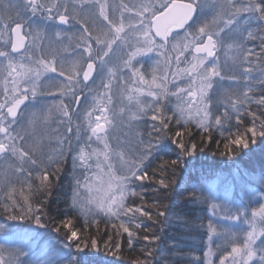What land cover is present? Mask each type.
Instances as JSON below:
<instances>
[{"label":"snow or ice","instance_id":"6c2138e0","mask_svg":"<svg viewBox=\"0 0 264 264\" xmlns=\"http://www.w3.org/2000/svg\"><path fill=\"white\" fill-rule=\"evenodd\" d=\"M0 9V161H8L0 166V210L6 217L0 223L5 233L0 264L29 262L38 229L48 228L38 213L49 202L69 159L71 194L65 201L64 218L54 221L52 229L63 231L66 242L51 257L46 251V259L30 264H57L60 253L73 243L77 253L85 252L89 241L98 252V236L82 238V233L92 225L99 232L102 221L108 235L104 247L114 256L122 251V243L117 240L112 246L109 226L116 236L127 234L129 251L141 229L146 233L144 241L158 244L163 238L149 236L142 220H152L153 213L143 204L136 205L135 199L144 200V181L167 191L169 167L187 166L198 151L206 150L198 148L193 127L201 135L200 144L210 143L212 133H219L216 144L219 149L223 142L221 156L246 154L258 140L264 142V112L251 111L252 105L264 108V94L253 95L258 87L264 93V0H164L161 4L122 0L118 7L110 6L108 0H0ZM29 13L32 18L39 14L43 32L57 27L56 41L67 39L68 44L59 49L37 44L42 32L37 28L33 35ZM50 21L79 27L69 35ZM252 41L258 43L248 47ZM221 52L225 53L223 63ZM153 56L155 62L146 71L145 58ZM257 77L258 84L254 83ZM114 89L121 103L126 101L118 110ZM49 98L51 103L46 102ZM30 107L33 110L27 113ZM53 119L57 123L54 136L47 132ZM149 119L153 122L149 139L136 133L135 152L112 135L118 126L131 128ZM173 121L177 130L171 134ZM168 140L178 154L170 164L159 165L157 179V170L149 173L148 167ZM220 180L218 176L193 184L187 200L193 205L209 204L215 215L222 207L213 202L219 198L214 189ZM259 180L264 185V171ZM246 195L250 204H259L250 215L243 199L234 209H224L226 219L243 220L236 231L221 233L211 219L207 223L209 241L225 236L224 244L216 245L217 251L223 250L219 264H264V203L251 193ZM168 200L163 210L156 202L151 205L157 217L166 216L176 203L175 195ZM81 220L83 227H77ZM8 221H24L37 228L17 232ZM5 244L10 247L6 249ZM154 251L143 259L137 256L131 264H156L149 259ZM215 254L209 247L203 253L204 264H214Z\"/></svg>","mask_w":264,"mask_h":264},{"label":"trees","instance_id":"16d2710c","mask_svg":"<svg viewBox=\"0 0 264 264\" xmlns=\"http://www.w3.org/2000/svg\"><path fill=\"white\" fill-rule=\"evenodd\" d=\"M113 1L116 7L121 3L120 0ZM123 1L128 3L127 0ZM13 2L19 3L20 0H13ZM207 14L210 15L211 13L208 12ZM12 15H15L14 11ZM28 16L31 17L29 14ZM36 17L37 16L31 18L36 20ZM48 23L62 26L65 32L67 29H71L68 26L58 25L57 21H50ZM78 27L77 25V28ZM252 28H257L255 22L252 24ZM54 30L56 31L55 27ZM257 43L258 41H252L249 42L247 46L252 47ZM225 75L227 76L229 73H225ZM254 83H259L258 77ZM228 86L229 82L225 81L223 87L227 88ZM261 94L264 93L261 92L259 87L253 93L254 98ZM46 102L51 103L50 98L47 99ZM251 111H256L259 114L260 112H264V108H258L256 105H252ZM250 121L251 118L246 117V123H250ZM152 123L153 122L149 119L147 124L142 123L140 125H133L131 128H128L130 132V136L128 137L136 138L137 143L136 133L142 132L144 134V139L147 141L149 139L147 133L150 131V125ZM233 123H235V121H233ZM56 128L57 123L55 119H53L47 129L48 134L54 136ZM123 129L118 131V137L121 139L125 138L124 131H122ZM40 130L41 129L38 128V131ZM176 130L175 121H173L171 134H174ZM234 130L233 128V131ZM192 131L194 133L193 139L197 142L198 148L205 147L206 150L202 153L198 151L196 157L191 160L187 166L181 164L174 170L169 167L165 173L169 183L167 191L158 190L159 186L155 182L144 181L145 187L142 189L145 193L144 200L142 201L139 198L135 199L136 205L143 204L145 210L153 213L152 220H148L147 217H143L142 220L145 223L149 236L155 234L163 238L158 244H149L144 241L143 236L146 233L141 229L137 230L138 237L135 240L132 251H129L127 234L116 236L115 230L111 229L109 226V232L113 235L112 246L114 247L117 240L122 243V251L119 255L114 256L104 247V241L107 240L108 235L104 231L105 222L102 221L98 226L99 232L97 226L92 225L82 233V238L84 235L98 236V252L92 250L89 241L87 250L83 253H77L75 250V243H73L71 249H64V252L60 253L57 264H77V262L78 264H131V261L137 256L143 259L150 250H155L153 257H149V259L156 262V264H204L203 253L207 250L209 241L207 223L210 219L214 222V219L211 218L212 209L209 207V204L197 202L193 205L187 200L189 194L192 193V185H199L205 181H214L216 177L219 176L221 180L214 189L219 198L213 202L223 203L233 208L239 204L241 199H243L245 205L250 204L246 193H251L252 196H255L258 192H264V185L260 184L259 180L261 172L264 171V142L258 140L255 148L246 154L221 156L220 152L224 151V149L223 142H221L219 149H217L216 141L221 139L218 132L212 133V140L210 143L200 144L201 135L199 131L194 127ZM241 131H243L242 128ZM151 139L155 141L156 135L153 134ZM185 139H187V137H185ZM189 143H191V141H189ZM53 146H55L54 143ZM157 152L158 154L149 165L148 171L151 173L153 169H156V178L159 179V165L164 161H168L170 164V161L176 158L178 149L174 150V146H172L171 141L168 140L166 146L162 150L158 149ZM70 164L71 160L69 159L64 166V170L59 174V182L55 184L51 191L49 202L41 212L38 213L44 216V223L48 225V228L38 229V234L35 235L31 245L32 255L29 257V262H27V264L37 259L41 261L46 259L47 257L44 255L46 251L48 257H51L55 250L59 249L62 243L66 242L63 231H61V233H55L52 229L54 227V221L64 218L65 209L67 207L65 201L71 194L68 193V180L71 174L68 168ZM0 166H2V161H0ZM237 170H239V176H237ZM173 181H175L174 184L172 183ZM230 185L233 187L231 192L228 190ZM173 194L175 195V205L167 211L165 217H157V210L151 207L153 202L158 203L161 206V210H163L164 206L169 203L168 197ZM40 199H44V197H40ZM5 219L6 217L2 210H0V223H4ZM178 221L181 222L180 227H177ZM183 222L187 223L185 224ZM8 223L12 225V228L17 232H19L21 228H28L29 226L34 229L37 228V226L29 225L28 222L24 221H8ZM188 225L192 227L189 228ZM77 227H83L82 220L77 224ZM8 238H12L11 231L8 233ZM4 240L5 233L0 231V244L4 243ZM57 241H60V243H56ZM172 244H176L178 247L172 248ZM4 246L6 249L10 247L8 244ZM11 247H16V245H12ZM28 251V249H25V252ZM65 253H69L70 258L69 256H65Z\"/></svg>","mask_w":264,"mask_h":264},{"label":"rangeland","instance_id":"374dc122","mask_svg":"<svg viewBox=\"0 0 264 264\" xmlns=\"http://www.w3.org/2000/svg\"><path fill=\"white\" fill-rule=\"evenodd\" d=\"M120 1L122 2V0H120ZM127 2H128L129 4H131L132 2H134V0H127ZM156 2H157L158 4H161V3H164V0H156ZM108 3H109L110 6H116V4L114 3L113 0H108ZM123 3H125V2L123 1ZM117 7H118V6H117ZM0 11H3V10L0 9ZM118 14H119V13H117V15H118ZM29 15L31 16V13H29ZM36 16H37V17H36V20L32 19V18L29 17V16H28L27 18H30V19L32 20L31 27H32V29H33V35H35V30H36L37 28L41 29L42 36H41L40 38L36 39V43H37V44H39V43H43L44 46H45V49H47L49 45H52L53 47L59 49V48L62 47L63 44H68V40H67V39H65L64 41H62V42H60V43H58V42L56 41V39L54 40V38H55V32H56V31L54 32V28H52V27L49 28V30H48L46 33L43 32V28H44V27H43V26H42V27L40 26V25H41V17L39 16V14H37ZM53 25H54V24H53ZM56 26H57V25H56ZM58 27H59L61 30L64 29L62 26H58ZM55 29L57 30V27H55ZM27 30H28V29H27V27H26V28H25V31H27ZM50 30H53V31L51 32ZM76 31H77V28H71V29H67V30H66V32H67L69 35L75 33ZM181 35H183V33H181ZM30 39H31V38H30ZM222 55H223V56H222ZM220 56H221V57H220V59H221V63H223V62H224V59H225V53H224V52H221V53H220ZM155 59H156L155 56H153L152 59H150V60H149L148 58H145V70H146V71H147L148 68H149V67L155 62ZM97 80H99V77H97ZM179 86H182V85H179ZM90 87H91V85H90ZM114 92L116 93L115 106H116V108H117V110H118L119 107H121V106H123L124 104H126V101H124L123 104H122V103H121V100H120L119 93H118L115 89H114ZM32 110H33V109L30 107V108L27 109L26 111H27V113H30ZM38 128H39V126H38ZM123 128H125V129H123ZM128 128H129V127H127V126H125V125L118 126V128H117L116 130L113 131L112 135H113L114 137H118V135H119V132H118V131H119L120 129H123L122 131H124L125 138H122V139L119 138L121 141L124 142V143L122 144V147L126 148L128 151L135 152V151L137 150V146H138V144L136 143V138H130V137H128V136H130V132L128 131ZM113 143L115 144L116 141L114 140ZM7 163H8L7 160L2 161V166H6ZM81 179H82V177H81ZM256 199H259L260 202L264 203V194H259V195L256 197ZM217 204L222 205V207H221L220 209H218V210L216 211V213H215V215H216L217 217H219L218 220H217V222L222 223V222L225 220L226 223H225V221H224L222 224H220V226L223 225V224H225L224 226H226V228H227V229L225 230V229L219 227L220 232L223 233V232H225V231H236V230H237V226L240 225V224H243V220H241V221H231V220L226 219V218H225L226 215H225V210H224V209H225V207H228V205L223 204V203H217ZM255 207H259V204L256 203ZM255 207H253V208H255ZM251 210H252V209H251ZM251 210H248L249 215H250V213H251ZM212 213H213V212H212ZM232 214H233V213H232ZM223 241H225V236H224V235L213 236V237H212V240H211V241H208V248H209V247H212L213 251L216 252V254L213 255V256L211 257V259L214 261V264H219V256H220V255H223V252H221V253L219 254V253H217V249H215V248H216V245H218L219 243H221V242H223ZM258 243H259V242H258ZM208 248H207V250H208ZM207 250H206V251H207ZM228 250H230V248H229ZM222 251H223V250H222Z\"/></svg>","mask_w":264,"mask_h":264},{"label":"bare ground","instance_id":"6f19581e","mask_svg":"<svg viewBox=\"0 0 264 264\" xmlns=\"http://www.w3.org/2000/svg\"><path fill=\"white\" fill-rule=\"evenodd\" d=\"M223 56V55H222ZM221 57V56H220ZM69 170V172L71 173L72 172V165L70 164L69 165V168H68ZM70 178V177H69ZM233 189V187L230 185L229 187H228V190L231 192V190ZM68 193H71V186H70V182H69V180H68ZM259 194H264V192H258L255 196H253L254 198H256ZM247 205V208H248V210H251V209H253V207H255V205H256V203H252V204H246ZM234 209V208H233ZM233 214H235V212H234V210H233ZM225 215H227V213L225 212ZM211 218L212 219H214V222L218 225V227H220V228H223V229H227L226 228V226H224L225 224H223V225H221L220 226V224H222V223H219V222H217V220H218V218L219 217H217L216 215H213V213L211 212ZM225 223H226V221H225ZM224 244V241L223 242H221V243H219V245H223ZM216 249V248H215ZM221 252H223L222 250H220V251H217V253H221Z\"/></svg>","mask_w":264,"mask_h":264}]
</instances>
